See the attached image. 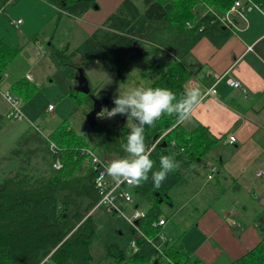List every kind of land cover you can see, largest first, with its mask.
<instances>
[{
  "label": "trees",
  "instance_id": "16d2710c",
  "mask_svg": "<svg viewBox=\"0 0 264 264\" xmlns=\"http://www.w3.org/2000/svg\"><path fill=\"white\" fill-rule=\"evenodd\" d=\"M8 1L0 0V7H5ZM45 1L56 7L59 17L79 16L98 7L97 0ZM234 1L143 0V6L138 7L133 0H121L74 49L54 47L48 57L57 66L72 67L71 85L76 83L74 76L78 68H82L86 76L85 66L93 61L120 79L126 60L138 59L143 65L142 76H148L146 87L169 88L179 99L186 92L187 79L193 74L183 63V57L202 36L218 46L231 34L230 28L214 18L208 8L224 13ZM252 1L258 5L264 2ZM49 43L53 46L51 40ZM19 54V46L0 40V79L3 73L9 72ZM30 80L25 75L12 77L7 88L19 99L27 100L37 86ZM94 91L102 96L110 94L88 80V92ZM80 93L89 108L91 102L87 93ZM75 101H79L78 95ZM107 108H112L111 103ZM3 118L0 114V129ZM116 118L104 120L100 114L96 125L90 127L86 123L82 134L61 124L44 134L32 124L14 141V147L4 157L9 159L10 169L0 174V264H93L88 246L98 235V227L91 210L100 192L94 184L96 170L84 161L82 148L91 147L108 164L125 156L126 137L131 128L121 123L119 119L122 118ZM221 138L202 124L186 129L182 122L177 123L175 116L168 115L161 116L153 127L145 128L146 144L154 148L153 171L159 169L162 156L173 154L184 163H206L208 166V154ZM49 140L57 149L49 148ZM41 155L49 162L37 168L33 159ZM55 158L61 163L58 169L52 167ZM184 179V172L178 168L169 173L159 187L154 186L151 173L142 186L131 185L137 196L131 207H138L145 213L136 224L155 243L159 241L153 222L162 214L159 204L165 202L173 207L174 192ZM127 207L123 208L127 210ZM174 213L175 210L164 214L167 238L159 248L128 225L131 234L127 244L106 243L102 260L96 264H205L180 242L182 230L172 218ZM173 223L175 227H171ZM256 224L261 233L258 242L228 264H264V211L257 215ZM131 239L136 243V251L130 248Z\"/></svg>",
  "mask_w": 264,
  "mask_h": 264
},
{
  "label": "crops",
  "instance_id": "0c3cea01",
  "mask_svg": "<svg viewBox=\"0 0 264 264\" xmlns=\"http://www.w3.org/2000/svg\"><path fill=\"white\" fill-rule=\"evenodd\" d=\"M21 1L26 0H14L11 10L8 6L0 7V20L3 19L1 14H5L7 22L0 21V40L20 47V54L7 71L8 76L0 79L5 84L12 77L26 74L30 75V81L39 82L36 69L45 53L44 44L49 45L48 53L63 45L68 50L74 49L121 0H97V8H90L75 17H59L56 7L45 0H32L35 6L29 13L31 6L20 4ZM133 1L138 7L143 6V0ZM259 7L247 11L244 19H238L221 45L216 46L202 36L182 59L193 71L185 83L186 91L190 87H199L203 92L214 82L213 73L222 75L214 85L215 94L203 96L190 118L182 122L186 129L205 125L212 134L222 137L208 154L209 165L184 163L173 154L185 174L174 192L175 214L182 215L183 211L189 212L188 215L197 214V222L187 226V231L179 227L184 232L181 242L205 264H228L260 239L256 218L264 211V2ZM26 12L29 13L27 22ZM17 18L22 21L16 26L11 20ZM74 19L85 36L72 47L70 44L75 38L54 43L55 33L48 34L41 29L47 21L54 30L59 26L67 29ZM6 25L13 27L14 33L8 31ZM228 77L239 80L246 94L230 86ZM6 111L0 101L3 117ZM229 135L235 136L233 142L228 141ZM211 166L217 169L208 179ZM258 170H263V174L256 175ZM230 201L233 205H228ZM201 203L205 204L199 207Z\"/></svg>",
  "mask_w": 264,
  "mask_h": 264
},
{
  "label": "rangeland",
  "instance_id": "374dc122",
  "mask_svg": "<svg viewBox=\"0 0 264 264\" xmlns=\"http://www.w3.org/2000/svg\"><path fill=\"white\" fill-rule=\"evenodd\" d=\"M20 4L31 6L29 13H31L33 7L35 6L32 0L21 1ZM13 5H15V2H9L6 4L9 10L13 8ZM29 13H25L26 22L28 21ZM1 16L3 19L0 21L4 24L6 22V16L5 14H1ZM75 21L76 20L74 19L73 23H70L69 28H60L59 26L58 30L56 28L54 30V27L51 26V24H48L47 21V24H45L41 29H45L48 34L55 33L54 43H64L65 40L72 41V39L75 38V40L70 44L72 47L75 43L80 42L85 36L82 29ZM6 28H8V31H10L11 33H14L15 31L13 27H8V25H6ZM5 38L9 39L8 36H6ZM9 41L11 40L9 39ZM48 46L49 45L44 44L45 53H42L43 56L41 55V58L39 57L40 59L37 64L38 68L36 69V71L39 74V82L36 83L37 86L34 88L35 93L27 100H20L22 103L21 109L23 116L24 118L31 120L32 124L35 125L34 127L36 129L38 128L39 131L44 134L49 133L55 126L59 124L71 126L77 133L82 134L87 123L84 115L88 108L87 105L83 103V94H81L77 89L76 91H72L73 87H75V85H71V80H69V77H71V71H73L72 67L68 65L57 66L56 63L50 60L48 57ZM64 46L65 45L60 46L59 48H64ZM36 51L39 50L37 49ZM126 63L127 65H124L123 75L119 79L118 75L108 71L97 61H93L85 67L87 79L89 80V83L91 85L97 86L98 89L109 91L113 94H123L127 89L131 87H146L148 83V76L144 78L141 74V72L143 71L141 60L129 58L126 60ZM35 68L33 69L35 70ZM147 68L149 70L151 69L149 67ZM5 77H7V75ZM6 86H8V84H5V81L1 82V88H7ZM76 95H78V102L75 101ZM0 101L2 102V108L6 107V110H8L10 105L1 98V95ZM48 104H52L53 106V109L51 111H47L46 109ZM103 107L107 106L104 105ZM24 112L26 113V115ZM101 116L103 115L101 114ZM114 118L119 119L121 118V115L118 114ZM27 119L20 120L9 117L3 118L4 123L0 129L1 175L5 174L10 169V161L8 158L5 159L4 157L9 153V149L14 147V141L16 142L19 135L27 130L28 126L32 125L31 122V125L29 124V121ZM119 120H122L121 123L126 125L128 128H131L134 124V121L131 119V117L127 118L125 116L124 120ZM108 158L110 160L111 157L109 156ZM33 160L35 161L34 165L37 168L44 167L49 162V159L43 155L34 157ZM128 190L133 197H137L136 194H134V192L131 190V188H128ZM231 202L232 201H230L228 205H230ZM204 204L201 203L199 207L203 206ZM231 205L233 204L231 203ZM159 207L163 215H169L173 210H175L176 206L174 205L173 207H170L165 202H162L159 204ZM91 212H93V219L95 220L98 227V235L90 242L88 248L92 256V263L96 264L102 260V257L105 253L106 243L118 241L121 246H124L127 244V240L131 232L129 230L128 224L123 218L116 217L115 219V216L113 217L112 215H110L105 210L104 206L96 205V207L94 206L92 208ZM181 213L182 215H177V212L176 214L174 213L172 218L176 223L180 222L181 225H179L178 223L177 224L182 230H184L192 223L197 222V219L195 218V216H197L196 213H190V215H188L189 212L187 211H183ZM175 224H171V227H175ZM120 230L122 231V233L120 232ZM185 231H187V229H185L184 232ZM181 232H179L178 234H180ZM184 232L182 233L181 237L183 236ZM114 234L117 235L114 236Z\"/></svg>",
  "mask_w": 264,
  "mask_h": 264
},
{
  "label": "clouds",
  "instance_id": "9594fccd",
  "mask_svg": "<svg viewBox=\"0 0 264 264\" xmlns=\"http://www.w3.org/2000/svg\"><path fill=\"white\" fill-rule=\"evenodd\" d=\"M202 99L199 87H190L179 99L169 88L142 86L131 87L114 96V106L111 109L103 107L102 115L106 118L124 115L131 117L134 124L126 137V155L112 160L106 173L113 180L126 181L132 186H142L151 173L154 186H161L169 173L179 168V163L173 156L164 155L160 158L159 169L153 171L155 161L151 156L154 148L146 144L145 128L153 127L163 115L175 116L177 123L187 121Z\"/></svg>",
  "mask_w": 264,
  "mask_h": 264
},
{
  "label": "built area",
  "instance_id": "2783aa9c",
  "mask_svg": "<svg viewBox=\"0 0 264 264\" xmlns=\"http://www.w3.org/2000/svg\"><path fill=\"white\" fill-rule=\"evenodd\" d=\"M253 7L259 9V5L252 0H235L230 8L224 13L214 12L211 8H208V10L212 12L214 18L219 19L223 26L231 29L236 26V21L238 19H244L245 13ZM21 21V18L11 20V22L16 26L19 25ZM6 75L7 74L4 73L1 79H4ZM213 76L214 82L208 88L204 89V91L202 92L203 96L208 94H215L216 89L214 85L222 77V75L213 73ZM26 77L28 79H31L29 74H26ZM226 80L230 86L238 88L246 94L245 87L239 80L230 77H228ZM0 95L1 98L10 105V107L4 114V117L15 119L24 118L21 109V101L17 96H15L8 88L1 87ZM52 108V104H48L47 110L50 111L52 110ZM103 118L104 120L107 119L106 117ZM234 140V135L228 136L229 142H233ZM49 148L51 150L57 149V146L52 140H49ZM82 153L85 157L84 161L93 166L96 170L94 184L100 192V198L96 205H102L108 213H114L116 217L123 218L128 225L134 227L137 230L139 235L146 238V240L151 242L154 246H156V248H159L160 244L167 238V233L164 231V227L166 224V218L164 217V215H159V217L153 222V225L157 227L156 236L159 241L158 243H155L153 239L150 236L146 235L136 224V220H139V218L143 217L145 213L144 210L138 207H131L135 201V197H133L128 190V188H131V185L126 181L117 182L113 180V178L106 173L108 162L101 158L99 154L91 147H83ZM60 166L61 163L59 159L55 158L52 161V167L58 169ZM215 171L216 167H211L210 173L207 175V178L210 179ZM262 174L263 170H258L256 172V175L258 176ZM124 206H128V210H125V208H123ZM129 243L131 250L136 251L137 247L135 241L131 239Z\"/></svg>",
  "mask_w": 264,
  "mask_h": 264
},
{
  "label": "water",
  "instance_id": "95a60500",
  "mask_svg": "<svg viewBox=\"0 0 264 264\" xmlns=\"http://www.w3.org/2000/svg\"><path fill=\"white\" fill-rule=\"evenodd\" d=\"M78 73L77 75V84H76V89L80 91L87 92L88 91V80L86 76L84 75V72L82 68H78ZM108 103V93L104 98H92V104L91 107L86 111L85 113V120L87 122V125L90 127H93L97 123V115L101 113V109L103 105H107ZM121 118L124 119L125 116L121 115ZM138 220H136L137 223Z\"/></svg>",
  "mask_w": 264,
  "mask_h": 264
},
{
  "label": "flooded vegetation",
  "instance_id": "af4514ba",
  "mask_svg": "<svg viewBox=\"0 0 264 264\" xmlns=\"http://www.w3.org/2000/svg\"><path fill=\"white\" fill-rule=\"evenodd\" d=\"M78 73V71L76 72V74ZM75 74V76H74V79L76 80V83H75V86H76V84H77V75ZM87 93V95H88V97H89V100H90V102H91V104H92V98H95V97H98V98H104L105 96H106V94L105 95H99L97 92H86ZM113 93H108V103H107V105H105V106H108V105H110V103H111V106L113 107L114 106V104H113V97L115 96V95H113ZM104 106V105H103ZM103 106H102V108H103ZM90 107H91V105H90ZM89 107V108H90ZM89 108H87V110L89 109ZM99 114H102V113H99ZM98 114V115H99ZM97 115V116H98ZM97 118H99V117H97Z\"/></svg>",
  "mask_w": 264,
  "mask_h": 264
},
{
  "label": "bare ground",
  "instance_id": "6f19581e",
  "mask_svg": "<svg viewBox=\"0 0 264 264\" xmlns=\"http://www.w3.org/2000/svg\"><path fill=\"white\" fill-rule=\"evenodd\" d=\"M3 74H4V73H3ZM2 76H3V75H2ZM5 78H6V77H5ZM221 78H222V77H221ZM3 80H4V79H3ZM3 80H2V81H3ZM0 83H1V82H0ZM25 119H26V118H25ZM99 156H100V155H99ZM95 207H96V206H95Z\"/></svg>",
  "mask_w": 264,
  "mask_h": 264
}]
</instances>
